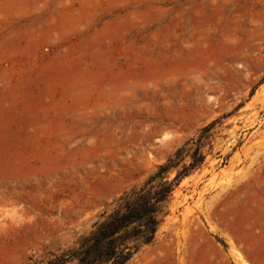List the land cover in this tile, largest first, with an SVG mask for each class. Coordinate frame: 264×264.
Here are the masks:
<instances>
[{"label":"rangeland","instance_id":"1","mask_svg":"<svg viewBox=\"0 0 264 264\" xmlns=\"http://www.w3.org/2000/svg\"><path fill=\"white\" fill-rule=\"evenodd\" d=\"M214 121L129 264H264V0H0V264L72 246Z\"/></svg>","mask_w":264,"mask_h":264},{"label":"trees","instance_id":"2","mask_svg":"<svg viewBox=\"0 0 264 264\" xmlns=\"http://www.w3.org/2000/svg\"><path fill=\"white\" fill-rule=\"evenodd\" d=\"M216 123L184 142L142 185L119 197L110 211L101 213L88 233L43 264H129L143 247L155 241L175 189L203 165L213 145Z\"/></svg>","mask_w":264,"mask_h":264}]
</instances>
